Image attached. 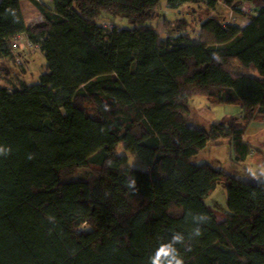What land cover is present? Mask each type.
Listing matches in <instances>:
<instances>
[{"label": "trees", "instance_id": "obj_1", "mask_svg": "<svg viewBox=\"0 0 264 264\" xmlns=\"http://www.w3.org/2000/svg\"><path fill=\"white\" fill-rule=\"evenodd\" d=\"M19 1L0 0V60L14 63L22 36L44 72L26 84L1 70L18 82L0 85V264H264V181L193 161L227 141L239 164L251 148L245 129L264 123V6L31 0L41 19L27 27ZM162 5L207 13L195 35L177 19L162 40L152 25ZM103 17L131 26L107 29ZM194 97L238 105L242 125H192ZM120 146L147 170L130 167ZM218 181L222 222L206 204Z\"/></svg>", "mask_w": 264, "mask_h": 264}, {"label": "rangeland", "instance_id": "obj_2", "mask_svg": "<svg viewBox=\"0 0 264 264\" xmlns=\"http://www.w3.org/2000/svg\"><path fill=\"white\" fill-rule=\"evenodd\" d=\"M260 5L264 6V0H258L255 6L246 4L244 7H242V11L245 13H250L248 12V10H250L252 7H256ZM216 12L219 15L226 16L228 23L237 24L239 27L243 25L241 24V21L242 23L245 22L242 20V18L237 17L235 15L229 17L228 13L226 12L223 6H218ZM206 13L207 12L205 11V9L200 7L185 6V8L181 9L180 11H174V10L169 11L164 5H162L161 10L158 11V15L156 16V18H154L152 25L154 26L155 31L159 34L160 38L163 40L166 39L167 37H174L175 34L174 27L176 25V20L184 19L188 23L187 31L192 33V35H195L198 32L197 31L198 23L203 19ZM164 20L170 22V27H168L169 24H167V26L164 25L163 23ZM98 23H100L102 27L104 26L107 29H111L115 27L121 29V28H126L127 26H131L128 21L121 20L118 18L114 19V21H111L108 20V18L103 17L101 21H99ZM15 43L17 45V48L18 46L27 48L26 47L27 44L23 39H20ZM17 48L15 50H17ZM28 53L29 55L26 56L35 61V65L33 66L32 70L31 69L28 70L26 68L25 63H21L23 68H21L20 72L17 70L16 68L17 66L15 65V62L12 63V66H13V70L17 71L18 74L26 75L25 80H23L25 83L31 84L34 83V81H37L39 75L44 71L41 67L43 61H41L40 59L41 53L39 52V49H36L34 47L32 48V50H30V52L28 51ZM5 82H6V86H8V88L10 89V87L17 84L18 81H16L14 76H11L9 80ZM201 100H206V99L204 97H194L190 100L191 124L200 127H202V125H197L195 121L197 120V117L199 115L198 111L199 109H201L200 108L201 106L199 105L201 103ZM223 109H224L223 107L214 106L212 111L210 112L215 114L216 113L220 114L224 112ZM212 146L213 145L209 144L202 153H200L199 155L193 158V161L197 164L207 163L211 165L215 170L217 169L229 173L235 179H239V180L241 179L247 182L262 181L259 180L257 176L249 175L247 171L244 170L243 166H237L236 163L233 162V160H229V151L225 144L215 147ZM117 153H119V155L127 156L128 159L127 163L129 164L130 167H134L141 170H147L146 166H142V164H140L137 158L130 157L128 152H125L121 146L118 147ZM262 167L264 168L263 161H262ZM216 184H217L216 189L212 194L208 196V198L206 199V204L209 208L213 210L215 216L218 218L226 214L228 210L226 208V196H225L226 185L224 184V182L221 181H218Z\"/></svg>", "mask_w": 264, "mask_h": 264}, {"label": "crops", "instance_id": "obj_3", "mask_svg": "<svg viewBox=\"0 0 264 264\" xmlns=\"http://www.w3.org/2000/svg\"><path fill=\"white\" fill-rule=\"evenodd\" d=\"M20 12L23 16V22L25 26H29L32 22L38 21L41 19V13L36 9L34 6L33 2L31 0H20ZM39 4H43L46 7H51L52 0H36ZM256 2L258 0L252 2V3H244V6L246 4L255 6ZM243 6V7H244ZM263 7V5L252 7L248 12H251L253 10H256L258 8ZM245 13V12H244ZM242 20H245V18H242ZM23 39L25 43L27 42L26 39L22 36L18 37L16 40ZM27 47V45H26ZM19 52V60L22 61V63H25L26 68L33 69V66L35 65V61L33 59L28 58L26 55H29L28 51L30 50L28 47L23 48L21 47L20 49H17ZM21 52V55H20ZM30 59V60H28ZM40 59L43 61L42 55L40 54ZM2 62L0 60V85L6 86V82L8 81L7 78H4V72H1V70L4 69V71H7L8 73H12L13 71V66L12 63L9 62V64L5 63V66L2 65ZM5 62V61H4ZM3 67V68H2ZM43 71H44V61L43 64L41 65ZM2 68V69H1ZM41 73L39 77L42 75ZM24 74H21V76L18 77L19 81L25 80ZM38 77V78H39ZM38 81V79H37ZM37 81H34L36 83ZM24 82V81H23ZM25 83V82H24ZM31 83V84H34ZM27 84V83H26ZM8 87V86H6ZM201 109L198 111V117L195 123L197 125H202L204 128H208L210 124L214 122H222L224 124H229V125H242L241 124V112H240V107L237 105H225V106H220L223 107L224 112L220 114H215L211 113L214 106L218 105H209L206 100H201V103L199 104ZM200 127V126H199ZM200 127V128H202ZM243 141L249 146L250 148V153L249 155L245 158V160L239 162V164H236L237 166H243L244 170L247 171L249 175L257 176L259 180L264 181V168L262 167V161L264 157V123H257V122H251L249 126L245 129L243 133ZM226 145L229 151V160H231V153H230V148L227 145V141H224L222 145ZM214 147V146H212ZM216 220L219 222H222V217H216Z\"/></svg>", "mask_w": 264, "mask_h": 264}, {"label": "built area", "instance_id": "obj_4", "mask_svg": "<svg viewBox=\"0 0 264 264\" xmlns=\"http://www.w3.org/2000/svg\"><path fill=\"white\" fill-rule=\"evenodd\" d=\"M228 15H229V17H232V14H231V13H228ZM243 21H245V22L242 23V21H241V24H243V25L240 26V27H244V26H245V24H246V19L243 20ZM17 41H18V40H15L14 43H13L14 48H17V45H16V43H15V42H17ZM26 44H27V47H28L29 49H32V48L35 47V46L29 44L28 42H26ZM20 48H21V46H20V47L18 46L17 49H20ZM19 61H20V60H19V57H16L15 60H14L15 65L17 66V68H23V67H22V64H21L22 62H19ZM263 159H264V158H263ZM263 165H264V160H263Z\"/></svg>", "mask_w": 264, "mask_h": 264}, {"label": "clouds", "instance_id": "obj_5", "mask_svg": "<svg viewBox=\"0 0 264 264\" xmlns=\"http://www.w3.org/2000/svg\"><path fill=\"white\" fill-rule=\"evenodd\" d=\"M214 58H216V57H214ZM216 59H219V58H216ZM133 183H134V181H133Z\"/></svg>", "mask_w": 264, "mask_h": 264}]
</instances>
